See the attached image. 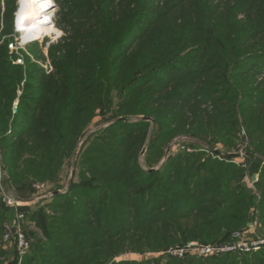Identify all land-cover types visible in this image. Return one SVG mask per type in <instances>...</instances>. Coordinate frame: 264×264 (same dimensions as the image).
<instances>
[{
	"label": "trees",
	"instance_id": "trees-1",
	"mask_svg": "<svg viewBox=\"0 0 264 264\" xmlns=\"http://www.w3.org/2000/svg\"><path fill=\"white\" fill-rule=\"evenodd\" d=\"M2 1L5 20L11 0ZM56 2L64 35L47 47L50 72L34 62L43 58L38 43L18 53L11 38L0 45V182L21 199L33 198L38 182L54 193L19 207L44 235L25 264H264V248L168 252L191 241L231 243L254 222L264 237V0ZM9 32L17 34L4 26L1 36ZM97 116L109 125L80 147ZM183 134L225 150L213 158L199 143L180 144L151 171ZM246 142L240 166L235 153ZM78 149L66 188L64 168ZM16 210L0 183V264H17L15 243L13 260L3 247ZM149 251L167 252L115 260Z\"/></svg>",
	"mask_w": 264,
	"mask_h": 264
},
{
	"label": "rangeland",
	"instance_id": "rangeland-1",
	"mask_svg": "<svg viewBox=\"0 0 264 264\" xmlns=\"http://www.w3.org/2000/svg\"><path fill=\"white\" fill-rule=\"evenodd\" d=\"M20 4V0H17L15 2V4ZM8 4L7 2H1L0 4V7H1V13H0V45H2L4 43V38L5 37H8V38H11L10 42H9V48L18 53L19 52V49L23 48V49H27L28 50V47L31 46L32 44H35V43H38L39 44V49H40V54L43 55V58L42 59H34V62L37 63L38 65H41L42 67H44L48 72H50L53 67L51 65V62H50V59H49V56H48V50H47V47L49 46L50 43L52 42H55V41H58L63 35H64V31L59 27V25L57 24V13H58V5H57V2L56 0H52V8L50 10V13H51V17H52V26L50 30H47V29H43L42 30V33L39 35L40 37L36 38V39H25L22 35V31L24 29V31L26 32L27 30H29L33 25H35L39 19L41 18V16H36L35 18L32 17H26V16H23L21 15L20 13V7L19 9L15 10L13 12V9H14V0H11L10 1V6L9 8L12 10V14L13 16H10V19H9V16L7 19L4 20L3 18V12L4 10L7 8ZM51 6V5H50ZM5 21V22H4ZM19 23H22V24H18ZM5 23V24H4ZM4 26H8V27H12L13 28V31H15L17 34L16 35H13L11 34V32L8 33V35L6 36H1V33L4 29ZM24 32V33H25ZM13 39V40H12ZM18 62H20V60H18ZM15 111V109H14ZM120 119H123V118H120ZM142 119H145V117H143ZM136 119H133L131 120L132 121H135ZM146 120H151L150 118H146ZM109 125V123H105L102 121L101 119V116H97L94 118L90 128L88 129V133L86 135V137L82 140V142L80 143V147L83 143V141L89 136L91 135L92 133H94L95 131L101 129L102 127H105ZM151 129H152V126H151ZM149 138H150V135H148V138L145 142V144L143 145L142 149H141V152H140V162L142 163V165L145 164V159H146V152H147V145L149 143ZM208 140H211V137H208L206 138ZM213 142L216 141V140H212ZM191 143H199L201 144V150H203V152L206 153V155H211V157L213 158H217L216 156L213 155V153L210 151L211 148L209 147L208 144H206V142H204L203 140H200V139H197L195 137H192L190 135H186V134H183V135H178L176 136L175 138H173V140L171 142L168 143L167 145V148L165 150V153H164V156L161 157L157 163L155 162L154 163V167L151 168V169H154V170H157L161 167V165L165 162L167 156L169 155V153L171 152L173 146H175V149L173 153H175V151L179 150V146L180 144H183L184 145V149H185V146L191 144ZM183 145L181 146V149H183ZM219 146H217V148H213V152L214 151H218V147L219 149H221L222 151L225 150V145H220L218 144ZM243 146V145H242ZM170 147V151H168ZM78 150L75 151V154H74V157H73V166L70 167V166H65L64 168V175H63V184L66 186L67 188V183H68V187H69V182L70 180L72 179V172H73V169H74V163L76 162V158H77V154H78ZM245 151H247L245 149ZM215 153H218V152H215ZM238 153V152H237ZM237 153H235L236 155H238ZM204 155V157L206 156ZM234 161H236L237 164H239L240 166L245 162V159L243 158H236L234 159ZM2 175L5 176L6 175V172L5 171H2ZM1 191L3 193V196H4V199H7V196H15V197H19V194L17 193L16 191V187L14 186V184L12 183H6V181L3 179L1 182ZM48 183L46 182H38V183H35L34 187H36L37 185H45L47 187ZM51 185V184H50ZM66 188L64 189L66 191ZM35 192H34V197L31 198V199H21L22 202L20 204V208L22 207H30V205H35L34 203H42V204H46L50 198H46V197H42V193L41 191H39L37 188H35ZM45 194V193H43ZM8 200L5 201V204L6 205H10L9 202H7ZM19 208V210H20ZM34 222L27 220V223L25 225V228L28 232H32L31 235H34L37 242L39 241V239H44V235L43 233L41 232V230L39 229V227H34L33 225ZM195 242H198V241H195ZM179 246V245H178ZM178 246H175V247H170L169 250L173 249V248H176ZM3 247H6V249L8 250L7 252V255H6V260L7 261H10V260H13L15 259V255L13 256L11 254L12 252V249L13 248V245L12 244H8L6 242H4V246ZM5 249V248H4ZM168 250V252H169ZM167 251H158V252H146L144 254H140V253H135V252H129V253H125L123 255H120V256H117L115 258L116 261H120V260H143V259H148V258H153V257H157V256H160L161 254H164L166 253Z\"/></svg>",
	"mask_w": 264,
	"mask_h": 264
},
{
	"label": "built area",
	"instance_id": "built-area-1",
	"mask_svg": "<svg viewBox=\"0 0 264 264\" xmlns=\"http://www.w3.org/2000/svg\"><path fill=\"white\" fill-rule=\"evenodd\" d=\"M245 136V131L242 132ZM246 145L247 142L240 148V151L237 153V158L245 159L246 155ZM184 148V146H183ZM191 151V149H187ZM214 156L219 157V154L212 152ZM236 162V161H235ZM259 175L257 174L255 179L251 181V185L257 181ZM36 188L45 193H42V197L51 198L53 196V192L48 191L45 185H37ZM60 192H65V190H61ZM7 202L10 203L11 207L16 208V217L12 224L5 225V234L3 237V241L6 243H15L17 250V264H25V258L27 254L30 252L32 245L36 242V238L34 235L27 234L24 229V225L27 222L26 215L24 212L19 210V206L22 202L21 198L7 196ZM34 227L35 223H33ZM258 223L254 222L250 225V227L246 231H237L234 233V241L228 244H201L199 242L191 241L188 242L185 246H178L169 250L170 253L177 256H184L187 253L199 255V256H211L216 254H225V253H251L256 252L264 248V237L257 234Z\"/></svg>",
	"mask_w": 264,
	"mask_h": 264
},
{
	"label": "bare ground",
	"instance_id": "bare-ground-1",
	"mask_svg": "<svg viewBox=\"0 0 264 264\" xmlns=\"http://www.w3.org/2000/svg\"><path fill=\"white\" fill-rule=\"evenodd\" d=\"M51 5V6H50ZM52 8V0H21L20 13L26 17L41 16L39 21L29 30L23 33L25 39H36L40 37L43 29L50 30L52 26V17L50 10Z\"/></svg>",
	"mask_w": 264,
	"mask_h": 264
},
{
	"label": "water",
	"instance_id": "water-1",
	"mask_svg": "<svg viewBox=\"0 0 264 264\" xmlns=\"http://www.w3.org/2000/svg\"><path fill=\"white\" fill-rule=\"evenodd\" d=\"M17 104H18V102H16V105H15V111H16ZM145 119H146V118H145ZM168 151H170V147H169ZM150 170L152 171V170H154V169H150Z\"/></svg>",
	"mask_w": 264,
	"mask_h": 264
},
{
	"label": "crops",
	"instance_id": "crops-1",
	"mask_svg": "<svg viewBox=\"0 0 264 264\" xmlns=\"http://www.w3.org/2000/svg\"><path fill=\"white\" fill-rule=\"evenodd\" d=\"M257 175V174H256ZM256 177V176H255ZM250 185H251V183H250Z\"/></svg>",
	"mask_w": 264,
	"mask_h": 264
}]
</instances>
